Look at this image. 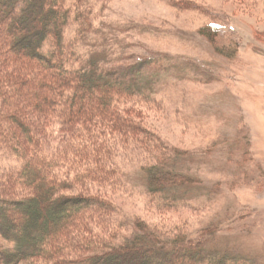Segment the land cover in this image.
Returning a JSON list of instances; mask_svg holds the SVG:
<instances>
[{"label":"trees","instance_id":"1","mask_svg":"<svg viewBox=\"0 0 264 264\" xmlns=\"http://www.w3.org/2000/svg\"><path fill=\"white\" fill-rule=\"evenodd\" d=\"M65 1L0 0L9 36L0 41V158L19 163L0 172V264H254L210 248L224 229L217 223L188 232L116 221L107 195L128 189L122 152H139L136 174L158 212L190 207L202 182L184 167L188 154L142 119L160 103L166 70L152 60L106 70L91 59L74 69L62 42ZM77 186L99 194L71 192Z\"/></svg>","mask_w":264,"mask_h":264},{"label":"rangeland","instance_id":"2","mask_svg":"<svg viewBox=\"0 0 264 264\" xmlns=\"http://www.w3.org/2000/svg\"><path fill=\"white\" fill-rule=\"evenodd\" d=\"M78 1L82 8L65 1L69 65L80 69L91 59L110 70L157 61L166 70L157 77L160 103L143 109V122L188 154L184 167L202 182L190 207L158 212L136 174L139 152H122L128 189L107 195L116 221L188 232L217 223L224 229L210 248L264 264V0ZM212 21L222 32L210 29ZM6 27L0 41L9 37ZM52 50L46 43L44 52ZM18 166L0 158V172ZM84 190L71 192L99 194Z\"/></svg>","mask_w":264,"mask_h":264}]
</instances>
